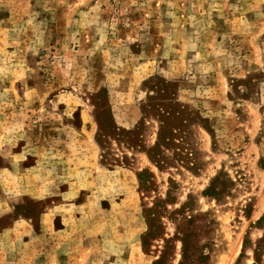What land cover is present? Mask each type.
Wrapping results in <instances>:
<instances>
[{
	"label": "rangeland",
	"instance_id": "1",
	"mask_svg": "<svg viewBox=\"0 0 264 264\" xmlns=\"http://www.w3.org/2000/svg\"><path fill=\"white\" fill-rule=\"evenodd\" d=\"M22 146L63 208L0 264H264V0H0V221L39 233Z\"/></svg>",
	"mask_w": 264,
	"mask_h": 264
},
{
	"label": "crops",
	"instance_id": "2",
	"mask_svg": "<svg viewBox=\"0 0 264 264\" xmlns=\"http://www.w3.org/2000/svg\"><path fill=\"white\" fill-rule=\"evenodd\" d=\"M76 117L81 123L80 130L83 131L84 128H86L88 131L90 121L88 119L83 118V111H78ZM26 149L27 148L22 146L21 149L15 150V152L12 151V155L14 156L12 158V161L13 163L15 162V169L13 168V172L15 174L16 179L15 200H17L15 201L16 205L14 206V208H12L16 212L19 206H23L25 212V209L28 207V205L31 204H28L29 200L35 201L36 199L38 201H41V203H39L38 205L42 207V212L39 215V221L43 229L40 228V232H36L35 226L33 225L34 219L31 217L29 212H26L28 215H24L23 212L15 213V217L12 218V222L10 224L4 225L3 221H0V239H13L14 241L21 239L25 242L28 241V239H53L52 227H56L54 224L56 223L55 219L61 216H59L58 212L62 210L63 205L60 203L55 204L54 206H48L46 205V202L54 195H59L62 197L63 190L60 186V183H52L51 181L52 179L58 181L59 178H61V170H57V172H55L57 176L54 175L52 179L50 177H47L49 179V183L47 178L45 177L44 179L46 180V183H44L42 187L36 190L35 188H33L30 178L36 173L35 170H37V168H35V160L32 157V154L26 151ZM47 159L48 161L46 160L44 161V163H48L52 166L53 162L51 157ZM32 161L34 162L32 163ZM3 169H7L8 171H10L9 167H3ZM19 180H22V182L18 183L17 181ZM40 193H42L43 195H39ZM9 214V211L4 210V212L0 214V218H3L1 220H4V217ZM59 229L61 230L55 232L56 229L54 228L53 233L63 231L62 227H60ZM55 237L58 236L55 234ZM50 244L52 243L50 242Z\"/></svg>",
	"mask_w": 264,
	"mask_h": 264
}]
</instances>
